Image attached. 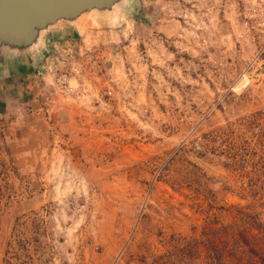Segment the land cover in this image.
<instances>
[{"label":"rangeland","instance_id":"1","mask_svg":"<svg viewBox=\"0 0 264 264\" xmlns=\"http://www.w3.org/2000/svg\"><path fill=\"white\" fill-rule=\"evenodd\" d=\"M0 189V264H203L264 223V0H129L0 65Z\"/></svg>","mask_w":264,"mask_h":264},{"label":"water","instance_id":"2","mask_svg":"<svg viewBox=\"0 0 264 264\" xmlns=\"http://www.w3.org/2000/svg\"><path fill=\"white\" fill-rule=\"evenodd\" d=\"M128 1L0 0V65L26 63L42 50L45 37L67 26L76 29L83 16L114 20Z\"/></svg>","mask_w":264,"mask_h":264},{"label":"trees","instance_id":"3","mask_svg":"<svg viewBox=\"0 0 264 264\" xmlns=\"http://www.w3.org/2000/svg\"><path fill=\"white\" fill-rule=\"evenodd\" d=\"M3 192L0 189V200ZM1 205V202H0ZM249 216V215H248ZM252 216H249L251 218ZM256 217V219H255ZM251 219L248 228L241 232L231 227L229 234L223 233L224 227L205 231L201 239L193 240L202 250L203 264H264V223L258 222L257 216ZM230 228V227H229ZM185 244L181 251L188 252ZM180 251L179 249H176ZM175 254L160 257L154 264H172ZM169 261H166V260ZM161 262V263H160Z\"/></svg>","mask_w":264,"mask_h":264},{"label":"bare ground","instance_id":"4","mask_svg":"<svg viewBox=\"0 0 264 264\" xmlns=\"http://www.w3.org/2000/svg\"><path fill=\"white\" fill-rule=\"evenodd\" d=\"M92 17L91 16H83L81 17V19H79L76 23V29L79 31V32H85L86 30V26H87V23L90 21ZM89 37V36H88ZM88 39V38H87ZM47 67V66H46ZM46 70V69H45ZM44 77V76H43ZM45 78V77H44ZM47 79V78H46Z\"/></svg>","mask_w":264,"mask_h":264}]
</instances>
